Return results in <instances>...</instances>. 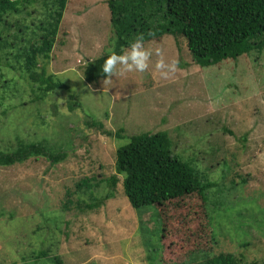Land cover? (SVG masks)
<instances>
[{"label": "rangeland", "instance_id": "374dc122", "mask_svg": "<svg viewBox=\"0 0 264 264\" xmlns=\"http://www.w3.org/2000/svg\"><path fill=\"white\" fill-rule=\"evenodd\" d=\"M53 2L20 5L26 15L0 26V153L45 141L66 155L0 167V264H45L33 258L41 249L62 264H181L190 255L204 264L220 253L264 264V50L201 68L184 41L167 36L144 46L152 54L143 72L88 84L86 63L112 51L111 14L107 0H69L47 68L70 88L71 102L64 90L45 94L21 59ZM159 60L176 61L167 79ZM157 132L208 185L206 203L194 194L170 206L162 240L155 208L134 209L116 171L118 148ZM115 174L113 198L84 209L80 201H101L112 189L101 182L80 190L79 181ZM67 191L76 195L65 205Z\"/></svg>", "mask_w": 264, "mask_h": 264}, {"label": "trees", "instance_id": "16d2710c", "mask_svg": "<svg viewBox=\"0 0 264 264\" xmlns=\"http://www.w3.org/2000/svg\"><path fill=\"white\" fill-rule=\"evenodd\" d=\"M32 3H36V0H0V26L8 25L10 15L25 14L20 5L30 6ZM68 3L69 0H54L49 18L39 25L38 39L29 41L21 59L29 79L41 83L45 94L64 90L73 102L76 98L70 88L58 80L56 74H50L47 68L59 39ZM107 5L114 40L111 52L117 55L125 53L137 37L143 38V47L148 43L159 44L167 36L174 38L177 45L184 41L194 63L201 68L216 66L227 60L236 61L242 56L264 50V0H107ZM108 54L86 63L83 70L86 83L94 84L105 79L102 65ZM91 126L100 130L104 128L94 121ZM105 134L113 136L112 132ZM114 135L121 138L120 133ZM41 157L52 164L66 159L64 153L51 151L45 141L38 144L20 143L14 153H0V167H11ZM116 171L123 176L124 192L134 209L155 208L162 225L161 240L169 230L166 213L174 202L194 194L199 195L205 203L208 199V185H204L195 169L172 153L166 132L142 133L131 137L126 146L117 150ZM96 182L94 177L85 178L79 181L77 188L90 190L104 182L112 191L98 202L95 200L94 203L85 204L80 201V205H85L84 209L93 210L112 199L119 179L115 174ZM72 195L76 193L67 191L65 205L71 204ZM48 252L49 249H41L33 258L35 261L43 260L45 264H62L56 257L48 258ZM188 261L197 264L194 255L181 264ZM240 263L236 255L225 253L213 259L205 258L204 261V264Z\"/></svg>", "mask_w": 264, "mask_h": 264}, {"label": "clouds", "instance_id": "9594fccd", "mask_svg": "<svg viewBox=\"0 0 264 264\" xmlns=\"http://www.w3.org/2000/svg\"><path fill=\"white\" fill-rule=\"evenodd\" d=\"M151 54L152 52L150 50H146L143 47L142 37H137L129 45V49L121 55H117L115 52H110L102 65V73L105 76L104 82L109 81L110 79L108 77L113 75H124L133 70L136 72H143L147 68V62ZM156 55H160L159 49L156 50ZM129 61H131V63H129ZM118 65L119 68H117ZM155 67L157 70H160V76L167 79L176 71V61L165 64L163 60H159Z\"/></svg>", "mask_w": 264, "mask_h": 264}]
</instances>
